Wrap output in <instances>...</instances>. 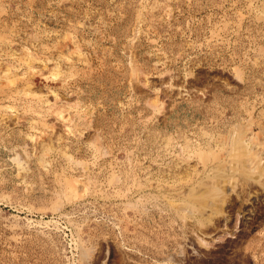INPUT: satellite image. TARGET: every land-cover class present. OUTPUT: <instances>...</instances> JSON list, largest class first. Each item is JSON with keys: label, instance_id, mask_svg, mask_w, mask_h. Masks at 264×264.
I'll use <instances>...</instances> for the list:
<instances>
[{"label": "rangeland", "instance_id": "rangeland-1", "mask_svg": "<svg viewBox=\"0 0 264 264\" xmlns=\"http://www.w3.org/2000/svg\"><path fill=\"white\" fill-rule=\"evenodd\" d=\"M0 264H264V0H0Z\"/></svg>", "mask_w": 264, "mask_h": 264}, {"label": "bare ground", "instance_id": "bare-ground-1", "mask_svg": "<svg viewBox=\"0 0 264 264\" xmlns=\"http://www.w3.org/2000/svg\"><path fill=\"white\" fill-rule=\"evenodd\" d=\"M68 47V46H67ZM136 77L139 78V80H142L143 78V74L141 75L140 72H136L135 73ZM145 79V78H144ZM155 94V93H154ZM150 105V104H149ZM152 107V105H150ZM157 106V105H156ZM234 138V137H233ZM236 138V137H235ZM241 137H238L237 138V142H236V145H235V152L233 153V157L238 160V161H244V160H251L253 161V163L256 162V157H255V154H251L249 153L248 151H245L243 146L241 145ZM95 142V141H94ZM231 143V142H230ZM232 150V149H231ZM258 150V149H257ZM28 157V156H27Z\"/></svg>", "mask_w": 264, "mask_h": 264}]
</instances>
